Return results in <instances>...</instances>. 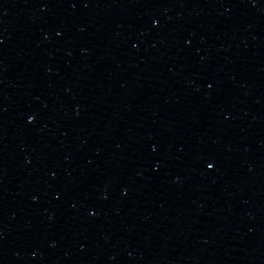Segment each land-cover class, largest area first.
Segmentation results:
<instances>
[{
	"label": "water",
	"instance_id": "1",
	"mask_svg": "<svg viewBox=\"0 0 264 264\" xmlns=\"http://www.w3.org/2000/svg\"><path fill=\"white\" fill-rule=\"evenodd\" d=\"M234 264H264V85L252 143Z\"/></svg>",
	"mask_w": 264,
	"mask_h": 264
},
{
	"label": "snow or ice",
	"instance_id": "2",
	"mask_svg": "<svg viewBox=\"0 0 264 264\" xmlns=\"http://www.w3.org/2000/svg\"><path fill=\"white\" fill-rule=\"evenodd\" d=\"M208 167H209V168H211V167H212V165H211V164H209V165H208Z\"/></svg>",
	"mask_w": 264,
	"mask_h": 264
}]
</instances>
